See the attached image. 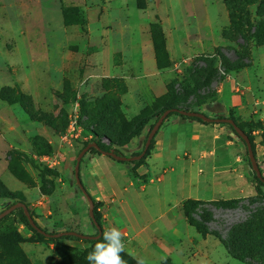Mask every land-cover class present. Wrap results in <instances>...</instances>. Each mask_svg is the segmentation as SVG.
<instances>
[{
    "label": "rangeland",
    "instance_id": "374dc122",
    "mask_svg": "<svg viewBox=\"0 0 264 264\" xmlns=\"http://www.w3.org/2000/svg\"><path fill=\"white\" fill-rule=\"evenodd\" d=\"M63 6L78 8L83 22L65 19ZM246 17L249 23L244 22ZM144 40L152 43L155 66L163 71L155 75V81L165 83L162 94H154L153 75L144 73ZM168 41H172L170 52ZM218 65L228 68V75H221ZM220 76L232 81L230 93L242 97L243 106H229L224 115H209L202 106L218 96ZM174 96L180 100L176 102ZM175 103L210 117H227L230 112L251 132L264 177V120L260 118V114L264 117V0H0V211L21 200L48 232L70 229L95 234L88 201L75 184L76 155L92 139L121 143L112 147L124 156L132 150L140 152L155 113ZM145 117L148 120L139 136L129 140L134 123ZM220 126L229 139L239 143V149L231 153L248 183L244 195L236 198L253 196L254 175L245 145L227 126ZM52 153L58 154L54 167L47 162ZM96 155L88 151L80 163L81 181L93 199L96 192L86 169L88 159ZM100 156L104 161L100 168L108 169L109 162V172L122 180L124 174L117 164L126 162ZM153 176L149 187L159 190L164 203L173 205V200L191 192L183 179L172 178L170 170L162 173L159 165ZM158 176L163 181H157ZM7 191L11 196H4ZM202 201L195 208L202 214L209 212L206 226L223 238L236 224L262 215L264 207V198L242 199L224 208ZM101 205L97 206L102 219ZM172 207L168 214L177 215L175 229L182 236L171 232L163 236L170 246L183 240V250L177 253H184L185 264H207L202 262L204 254L214 264H249L231 256L217 236L198 230L185 218L194 227L188 233L183 217L178 216L181 211L186 217V206L182 202ZM163 208L153 207V217ZM101 221L104 232L109 227ZM162 221L155 220L148 231H157ZM122 236V259L126 264L132 259L142 262L126 245L127 236ZM94 246L80 240L38 237L16 213L0 221L4 264H70V257L85 259ZM150 250L159 259L156 264H173L156 242Z\"/></svg>",
    "mask_w": 264,
    "mask_h": 264
},
{
    "label": "crops",
    "instance_id": "0c3cea01",
    "mask_svg": "<svg viewBox=\"0 0 264 264\" xmlns=\"http://www.w3.org/2000/svg\"><path fill=\"white\" fill-rule=\"evenodd\" d=\"M171 43L172 41H168L167 44L169 52L172 51ZM141 53L145 75L148 73L153 75L150 77L152 91L156 95L162 94L166 90L165 83L163 79L155 81V75H161L163 71L155 66L152 43L144 40ZM231 84V80L224 79L218 88V96L212 101L205 102L202 109L208 111L209 115H224L229 106H243V98L234 97L230 93ZM260 118L264 120L262 114ZM165 122L156 132L150 154L143 163L134 170L130 162L117 164L119 171L124 174L122 180L118 181L109 172L112 169L109 162L106 161L108 169L100 168V162L104 161L100 159L99 154L87 161L86 170L89 173L90 186L92 184L96 192L94 197L102 202L100 208L103 212V224L109 228L116 227L127 236L126 245L137 252L138 259L145 264H156L159 260L150 250L154 242L158 250L166 254L173 264H185L188 260L183 256L184 253H177L180 249L183 250V240L176 241L175 246H170L163 236L167 232H171L172 236L174 234L182 236L175 229L177 215L168 214L173 205H179L189 198L206 201L236 198L244 195V188L248 185L246 176L240 173L238 158H234L231 153L239 149V143L228 138L221 124L202 123L178 115L175 118L168 117ZM134 140L135 138L131 142ZM135 152L136 150H132L128 155ZM158 165L162 168V173L172 171V178L183 179V185L191 188L187 196L173 200V205L170 201L164 203L159 190L149 187L154 182L153 174ZM156 180L161 182L163 177L158 176ZM185 181H188V184ZM250 189L253 192V188ZM233 191L235 192L231 195ZM160 205L165 210L153 217L152 208ZM178 216L183 217L185 230L190 233L194 227L186 221L181 211ZM158 219L163 220L158 230L148 231L150 225ZM202 262L214 264L207 254H204Z\"/></svg>",
    "mask_w": 264,
    "mask_h": 264
},
{
    "label": "trees",
    "instance_id": "16d2710c",
    "mask_svg": "<svg viewBox=\"0 0 264 264\" xmlns=\"http://www.w3.org/2000/svg\"><path fill=\"white\" fill-rule=\"evenodd\" d=\"M62 14H63L64 18L69 20V21H73L75 23H82L83 22V17L81 16L80 11L76 7L63 6L62 7ZM231 22L233 23V19H231ZM244 22L245 23H249L250 22L249 18L246 17L244 19ZM216 55H219L222 58V60L225 61V57L223 55H221L218 51L216 52ZM229 69H232V68H229ZM215 70H216V68L213 69V71H215ZM225 70L227 71L228 68H225ZM209 78H210V76L207 77V80H209ZM222 80H224L223 76H220L217 79L218 82H221ZM167 92H168V89H167ZM207 98L208 97H204V99H207ZM174 100H176V102H178L177 100H180V98L177 97V96H174ZM172 107L184 108V109H188V110H195L194 108H191V107L188 108V107L179 106V104H177V103H175L173 105H163L157 111V113H155V116H156L155 121L157 120V118L160 116V114L165 109H169V108H172ZM196 111H199V110H196ZM172 114L178 115V116H180V117H182L184 119H192V120H196V121L202 122V123H218V124H221V125H225L235 135H237L236 132L234 131L232 125H230L229 123L215 122L214 120H212L211 122H206V121H203L202 119H200L198 117H189V116L182 115V114H180L178 112H175V111L170 112L167 115V117L172 115ZM221 117H223V116H217V117H213V118H221ZM227 117L232 118L234 120V122L241 129H243L244 132L248 135V137L250 139V142H251V145H252V149H253L254 155H255L254 140H253V136H252L251 132L246 131L243 128V126H241L235 120V118L231 115L230 112L228 113ZM147 120H148V118L145 117V118H142V119H140V120H138V121H136L134 123L132 129L129 132V140L131 138L135 137V136H139V134L141 133V128L147 122ZM153 124L150 125L149 131H150L151 127L153 126ZM149 131H148V133H149ZM148 133H147V135H148ZM147 135L145 136L144 143H145ZM129 140H127V142ZM90 142H96L98 144V146H99V149L91 147L88 150V151H91L93 153H97V154L100 155V154H102L101 153L102 151H110L111 150V151L115 152L116 154L124 155L120 150L112 147L113 145H117V146L121 145V143H119L117 141H111L108 144H103L99 140L92 139L91 141L85 142L83 147L85 145H87L88 143H90ZM144 143H143L141 151L144 148ZM153 143H154V137L152 138L148 148L144 151V154H143V156L140 159H138V160H127V161H121V162H130V163H132L133 164V170H134L135 167L140 165L141 163H143L144 159L150 154V150L152 149ZM244 145H245V143H244ZM140 152L132 153L129 156L137 155ZM110 158H112V157H110ZM112 159H114V158H112ZM263 160H264V152H263ZM74 163H75V159H74ZM80 163H81V161H80ZM261 173H262V170H261ZM253 175H254V183H255V185H254L255 195L250 196V197H245V198H242V199L256 200V199L264 198V189H263V187H264V177L263 176L257 177L255 173H253ZM7 192H8L7 193L8 195H4V196H11L10 195L11 193L9 191H7ZM0 196H3V195H0ZM242 199L241 198H236V199L212 200V201H209V202L212 205H214L215 207L224 208V207H227V206H232L233 204H236V203L240 202ZM17 201H21V200H17ZM17 201H14L13 203H15ZM93 202H94L93 217H94V220L100 225V228H101V222H102L101 221L102 220L101 219V213H100V211L98 209L99 207L97 206L99 204V202L96 201L95 199H93ZM201 202H204V201L198 200V199L197 200L196 199H190V198L186 199L185 201H183V205L186 206V208H185V216H186V218L188 219V221L192 225H194L198 230H202L205 233L213 234V235L217 236L223 242V244L225 245L227 252L231 256H233L234 258H237V259H239V260H241L243 262H247L249 264H264V207L260 211V213L262 215H260L258 217L254 216V217L250 218V220H247L245 222L236 224L233 227V230L229 234H227V237L223 238V236L220 235L219 233L211 232L209 230V228L206 226L205 222H206V220L209 217V212L206 210L202 214L200 211H198V209L195 208V205L199 204ZM13 203H11V204H13ZM13 213H16L19 216V218L21 219V221L23 223H25L31 230H33L38 237H41V238H47V239L52 240V241H57L58 239L80 240V241H83V242H90V243H93V244H96L98 241L102 240L103 232L101 233V235L98 238H94V239L93 238L92 239H82V238H79V237L73 236V235H62L60 237L46 235L45 233L39 232L37 229L33 228L30 225V223H29V221H28V219H27V217H26V215H25V213H24V211H23V209L21 207L13 210L9 214H7L3 218H1L0 221H2L3 219L7 218L9 215H11ZM30 214H31V212H30ZM31 216H32V214H31ZM34 221H35V219H34ZM90 221L93 224V226L95 227L94 221L92 220L91 217H90ZM35 223L37 224L36 221H35ZM37 226L40 227L38 224H37ZM42 230L44 232H48V231H46L43 228H42ZM67 230H70V229H67ZM96 230H97V228H96ZM48 233H55V232H48ZM97 233H98V230L93 235H96ZM18 238H19V240H23L20 236ZM227 238H229V240H227ZM2 256L3 255L0 254V264H4L3 261H2L3 260ZM122 256H124V255L122 254ZM64 258H66V257H64ZM68 261L70 262V264H88V261L86 259H84L83 257H79V256L70 257L68 259ZM128 264H141V262H139L136 259L135 260L132 259L131 261H128Z\"/></svg>",
    "mask_w": 264,
    "mask_h": 264
},
{
    "label": "water",
    "instance_id": "95a60500",
    "mask_svg": "<svg viewBox=\"0 0 264 264\" xmlns=\"http://www.w3.org/2000/svg\"><path fill=\"white\" fill-rule=\"evenodd\" d=\"M178 112L182 115H186L189 117H198L200 119H202L203 121L206 122H211L212 120H214L215 122H225V123H229L230 125H232L234 131L236 132V138L239 140H242L245 143V147H246V151L249 157V165L253 171V173L256 174L257 177H261V169L258 166V163L256 161V157L254 155L253 149H252V145L250 142V139L248 137V135L244 132L243 129H241L232 118L230 117H221V118H213L210 117L206 114H204L201 111H196V110H188V109H184V108H177V107H172L169 109H165L160 116L157 118V120L155 121V123L153 124V126L151 127L145 143H144V148L143 150L137 154V155H133V156H124V155H120V154H116L113 151H102L101 153L107 156H110L112 158H114L115 160L118 161H127V160H138L140 159L143 154L144 151L148 148L152 138L154 137L155 133L157 132L158 128L160 127L161 123L164 121V119L167 117V115L172 112ZM94 147L96 149H99V146L96 142H90L87 145H85L76 155L75 157V163H74V169H73V175H74V179H75V184L77 185V187L80 189V191L83 193V195L86 197L87 201H88V212H89V216L92 218V220L94 221L95 227L98 230V233L96 235H90V234H84V233H80L74 230H64V231H58L55 233H48V232H44L42 230V228L38 227L37 224L35 223L33 217L31 216L28 207L26 206V204L22 201H17L11 205H9L8 207H6L5 209H3L2 211H0V219L3 218L4 216H6L7 214H9L10 212H12L13 210L21 207L30 223V225L37 229L39 232H43L46 235H51V236H55V237H60L62 235H73V236H77L79 238L82 239H94V238H98L101 233H102V229L100 228V225L94 220L93 217V207H94V202L92 197L90 196V194L88 193V191L86 190L84 184L81 181L80 178V161L82 159V157L85 155V153L91 148Z\"/></svg>",
    "mask_w": 264,
    "mask_h": 264
},
{
    "label": "clouds",
    "instance_id": "9594fccd",
    "mask_svg": "<svg viewBox=\"0 0 264 264\" xmlns=\"http://www.w3.org/2000/svg\"><path fill=\"white\" fill-rule=\"evenodd\" d=\"M124 248L122 233L118 228L110 227L103 232L102 240L95 244L85 259L88 264H126L120 255Z\"/></svg>",
    "mask_w": 264,
    "mask_h": 264
},
{
    "label": "built area",
    "instance_id": "2783aa9c",
    "mask_svg": "<svg viewBox=\"0 0 264 264\" xmlns=\"http://www.w3.org/2000/svg\"><path fill=\"white\" fill-rule=\"evenodd\" d=\"M217 69L221 75H228V73L224 70L223 67H221V65H218ZM57 157L58 154L56 153H52L51 156L47 157V162L49 166L54 167L57 165L58 163Z\"/></svg>",
    "mask_w": 264,
    "mask_h": 264
}]
</instances>
